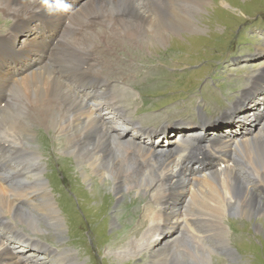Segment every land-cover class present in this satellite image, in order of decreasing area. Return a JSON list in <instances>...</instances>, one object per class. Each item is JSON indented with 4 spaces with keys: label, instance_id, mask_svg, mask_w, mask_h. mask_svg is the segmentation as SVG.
Returning a JSON list of instances; mask_svg holds the SVG:
<instances>
[{
    "label": "bare ground",
    "instance_id": "6f19581e",
    "mask_svg": "<svg viewBox=\"0 0 264 264\" xmlns=\"http://www.w3.org/2000/svg\"><path fill=\"white\" fill-rule=\"evenodd\" d=\"M154 1L81 0L76 8L59 11L55 0H0V18L7 27L6 32L0 27V264H48L47 261L79 264L80 258L90 251L85 230L76 225L78 217L74 212L67 214V204L78 201L76 189L68 184L62 186L67 192L63 196L56 191V180L60 181L59 171L64 165H68L67 170L71 166L74 171L78 168L82 174L80 179L90 182V190L85 187L80 190L87 195V206L103 205L104 214L111 207L105 199L113 203V195L103 193L101 197L100 189L113 188L116 199L122 197L123 190L151 196L153 206H147L144 221L133 230L127 229L117 211L111 219L113 223L118 219L123 224L122 230L107 238L106 225L101 224L99 236L104 239L103 246L109 257V252L119 246L116 251L127 253L130 260L139 254L143 258L145 254L140 251L146 245V254L155 259L152 264H167L170 257L174 259L170 251L178 249L185 234L200 240L197 232L205 231L197 230L195 225L204 227L209 223L217 230L219 243L225 241L220 216L228 211L237 213L231 207L233 203L237 210L249 211V216L259 211L264 213V189L258 180L264 179V101L258 109L243 112L255 124L240 130L241 133L238 131L236 136L226 133L217 136L216 129L207 136L199 129L181 132L163 144L164 140L159 138L164 130L155 133L150 130L172 111L195 118L202 125L206 116L215 110L213 103L218 107L228 103L238 106L244 99L261 92L259 103L264 98V55L251 67L244 64L233 70L238 77L254 66L257 73L247 75L246 79L226 81L224 89L213 90L220 96L219 102L208 93L206 99L201 98L200 81L194 90L184 93L186 100L175 101L180 91L177 88L174 89L177 94L173 90L169 93L171 86H178L180 80L189 83V77L173 82L181 77V65L175 62L172 50L162 53L167 57L162 61H159L162 54L151 57L154 63L151 71L145 67L150 59L142 55L140 62L131 59L127 76L144 78L135 84L142 93L140 99L133 98L125 87L114 84L109 78L113 70L97 57L100 45L113 50L120 43L142 44L147 51L156 44L165 45L171 34L194 31L197 25L191 20L203 9L202 3L206 4L205 0H190L191 4H179L180 9L167 13L168 8H161L160 12L151 8L149 5L161 6ZM189 14L193 16L191 20L187 19ZM10 22L14 23L11 29ZM152 22L153 27L147 26L146 23ZM18 25L28 30L20 44L16 37ZM224 65L213 76L217 71H229L228 65ZM193 71L184 73L190 76ZM117 74L122 76L120 80L127 77ZM209 83L210 79H205V87ZM242 87L245 90L241 92ZM158 97L162 99L159 103L176 98L171 100L174 105L161 114L147 118L140 117L138 111L130 114L138 104L139 109L153 107ZM33 125L48 126L53 132L48 135L40 130L37 142ZM141 132L147 142L139 137ZM204 139H207L205 143ZM58 150L72 156L63 158ZM56 155L57 169L52 175ZM206 161L211 163L209 167L204 165ZM195 163L197 167H193ZM93 191L101 199L99 203L94 201ZM138 198L141 197H132L131 201ZM131 214L136 215L134 220L138 218L137 214ZM64 218L69 227V242L66 247L55 250L49 244L50 235H39L45 230L41 221L61 237ZM174 228L175 233L163 239V232L170 233ZM242 234L238 231L233 237L245 239L247 235L242 237ZM17 245L26 251L33 247L36 250L25 256L23 252L16 253ZM132 251L134 255H130ZM117 255L124 258L121 252ZM94 256L95 260L96 250ZM108 263L103 258L88 264Z\"/></svg>",
    "mask_w": 264,
    "mask_h": 264
},
{
    "label": "rangeland",
    "instance_id": "374dc122",
    "mask_svg": "<svg viewBox=\"0 0 264 264\" xmlns=\"http://www.w3.org/2000/svg\"><path fill=\"white\" fill-rule=\"evenodd\" d=\"M55 1L58 10L62 11L67 7L70 8L74 6V8H76L81 0ZM154 2L161 4V6L149 5L151 8L157 10L158 12H160L161 8H168L167 13H171L175 9H180L178 6L179 4L185 3V5H187L190 3V0H156ZM205 3L206 4H204V2L202 3L203 9L195 14V16L191 13L194 10H191L190 14L194 16L193 21L191 20L193 17L192 15L189 14L187 16V19L191 20L192 23H195L197 28L194 31H190L189 33L187 31L181 32L177 35H169L165 45L156 44L147 51L144 50V45L142 44L139 46L129 43H120L116 44L113 50L105 49L100 45V47H98L96 50L97 57H99V59L105 64V66H108L111 71L113 70V74L110 75L109 78L114 82V84L117 86L120 85L122 88L125 87L133 98L140 99L142 93L135 86V84L144 81V78H136L134 76L128 77V64L130 65L131 59L136 62L142 61L140 60L141 55L144 56V59H150L151 57L153 58L159 56L162 53H167L169 50L174 52L176 59L175 62L181 65L179 68L181 77H176L173 79V82L179 79L185 80V77H189V83H183L180 80L178 86L175 85L174 88H172V86L170 88L169 93L173 92L174 89H179L180 96L177 98L174 97L176 98L175 101L177 102L186 100L187 98L183 96L184 93L188 92L189 90H194L193 88L199 84V81L200 84L198 85V89L200 90V94L202 96L201 98L203 100L206 99V93H208L214 97H217L219 102L220 96L214 91L216 89H224L226 81L228 82L238 77L246 79L247 75L257 73L253 66V68L244 70L240 73V76L236 77L237 72L233 70H236L237 68L239 69L244 64L248 67H251L253 62L256 63L261 59V56L264 55V0H205ZM3 21L5 20L1 17L0 27L4 28L2 32H6L7 27L4 26ZM13 24L14 23L10 22L9 29L12 28ZM146 24L149 27H153L154 22ZM17 29V43L20 44L27 37V34L24 35L26 30L24 27L18 25ZM143 36L146 37L145 35ZM113 37H116V35ZM128 50H130L129 52L132 53L130 56L127 52ZM181 51L182 53H179ZM160 57L161 58L159 61L167 58L163 54ZM246 62H249L250 64H246ZM223 63L225 64L224 66L228 65L229 71L227 70L226 72L222 73L217 71L215 76H213V73L216 70H219ZM189 65L192 66L189 67ZM153 66V59H150V61L147 63V66L145 65L149 71L153 70ZM206 66L208 67L206 68ZM190 69L194 70L192 72L193 74L190 76H188V74L185 75L184 72ZM117 73H122L127 77L120 80L122 76ZM205 79H210L209 85H206L207 87L204 85ZM184 88L190 89L185 91ZM244 90V87L240 88L241 92ZM174 92L176 94L178 93V91ZM260 95L261 92H258L254 97L244 99L238 106L234 105V103H228L218 107L216 103H213L212 107L215 110L206 116L204 119L205 122L202 125H198L199 121L195 118H188L183 115L180 116L176 111H172L165 114L162 120L157 125L151 127L150 130L153 133L159 130H164L162 138H159L161 141L164 140L163 144H165L166 139L171 142V140L179 136L181 132H195L199 129L201 132H203L202 134L207 136L210 133L215 132L213 129H216L217 136H222L224 133L228 134L229 136H236L238 131L241 133V131H244L246 127L255 124L254 119L243 115V112L261 104V102L264 101V98L259 99L260 101L257 103ZM161 100L162 99L158 97L156 104L153 107L147 109H139L140 104H138L134 111H130V114L132 115L138 111L140 112V117L147 118L151 115L161 114V112L165 111V109L174 105L171 100L165 101L164 103H159ZM194 104L197 106L196 102H194ZM250 105L252 107H249ZM255 109H258V107ZM214 113L216 115L215 120L210 117L214 115ZM256 126H258L257 123ZM202 129H208L211 131L209 133H205L206 131H203ZM32 130L35 134L34 139H36L37 142H39L38 134L40 130H43L42 132L48 135L53 132L48 126L41 127L33 125ZM138 135L143 142H147V137L144 133L141 132ZM153 139L157 140L158 137H154ZM51 140L54 142L52 138ZM206 140L207 139H204L203 143H205ZM58 155L63 156V158L72 156L66 155L64 151L61 153L59 150ZM58 155L53 157L55 163L53 162L54 166L52 168V175L55 174L57 169L56 160H58ZM196 165L197 163L193 164V167H197ZM204 165L209 167L211 163L206 161ZM67 167L68 165L60 167L59 174L61 175L59 176L60 181H58V179L56 180V191L59 193V195L63 196L67 192L62 189V186L68 184H72L73 187L71 188L76 189L78 201L67 204V214L74 212V216L78 217V222L76 225L82 231L85 230L86 245L90 250L87 251V253L82 258H80L81 261H79V264H88L92 260L95 261L97 259L103 258L109 262L108 264H132V261H134V264H152L155 262V259L150 257L148 253L146 254V245L144 246V250L140 251L141 254H145L143 258L139 257V254L136 258H132L133 260H130L126 255L127 253L123 252L122 250L116 251V248L119 246L115 247V251L113 250V252H109L110 258L109 256H106L107 251L103 246L104 239L99 236L101 231L100 226L103 223L106 225L105 236H107V238L123 229V224L118 219L116 222H112L111 216L115 214L116 211L120 215L128 230H133L136 228V225L141 224L144 221V213L148 211L147 206H153L150 200L151 196L141 192L129 194L128 190H123L122 197L116 199L114 197L116 193L113 188L100 189L101 197L103 196V193H111L113 195V203H110L111 199L109 200L107 197L105 199L107 204H109L107 206L111 207L104 214L101 211V207L103 205L100 208L98 206H87V195L83 193L84 191H81L80 188L85 187V189L90 190V185H88L90 182L80 179L82 174L78 168H76L74 171L72 166L71 169L68 170ZM253 168H256L255 164L252 165L251 169L253 170ZM248 172H250V170ZM73 176H75V179L72 180ZM258 180L259 184H261L262 188L264 189V179L260 177ZM59 182H61L60 186ZM69 188L70 187L67 186V189ZM92 195L94 196L95 202L99 203L101 201L96 191H93ZM262 196L264 204V193ZM132 197L141 198L133 199L131 201ZM142 198L144 203L141 204ZM191 199L194 198L191 197ZM231 207H233L237 213L234 211H228L225 216H220V219H223L222 224H224L225 227V241L223 239L221 243H219L218 240L220 237L217 234V230L209 223L204 227L194 224L197 230H201L203 228L205 231L204 233L197 232V235L201 237L200 240L199 238H192L190 234H185L181 239L180 246L177 247L178 249L175 251L173 249V252L170 251V256H172L174 259L170 257V262L167 264H264V213L259 211L254 213L255 216H249V211L245 213L237 210L235 203H233ZM140 210L143 214L140 212ZM131 212L137 214L138 218L134 220L133 217L136 218V215L131 214ZM37 215L39 214L37 213ZM123 217L125 220H123ZM41 224L45 230L40 232L39 235H50L52 238V241L49 242L51 248L59 250L60 248L67 246V243L69 242V227L65 218L63 219L64 229L62 231L61 237L55 233V230L52 227L45 225L43 221H41ZM168 224L169 223H167V225L164 227H167ZM147 225L148 222L145 224V227ZM18 226L23 228L24 231L29 232L28 229H25L21 224H18ZM132 226L133 228H131ZM176 230L177 229L174 228L170 233L164 231L163 233L165 235L163 234V239L173 235ZM238 231L240 234H246L247 237L245 239L239 236L234 238L233 236ZM82 234L83 232H81L80 235ZM243 234L240 236L243 237ZM113 239H115V236H113ZM140 240L142 241V238ZM115 241V243L118 245V241ZM95 245L99 247H95ZM224 245H226V248L223 247ZM22 249H25V251H22ZM213 249H215V252H213ZM14 250L18 254L23 252V254L26 256L27 254H33V251H35L36 248H29L26 251L25 247L17 245L14 247ZM93 250H96L97 258L95 260L93 259L95 257ZM117 252H121V254L124 255V258L121 256L118 258L119 256L117 255ZM41 253L43 252L41 251ZM185 253L189 255H183ZM130 255H134V252H130ZM200 259L204 260L205 262H202ZM47 263L58 264L57 262L51 263V261H47Z\"/></svg>",
    "mask_w": 264,
    "mask_h": 264
},
{
    "label": "water",
    "instance_id": "95a60500",
    "mask_svg": "<svg viewBox=\"0 0 264 264\" xmlns=\"http://www.w3.org/2000/svg\"><path fill=\"white\" fill-rule=\"evenodd\" d=\"M214 119V118H213Z\"/></svg>",
    "mask_w": 264,
    "mask_h": 264
}]
</instances>
